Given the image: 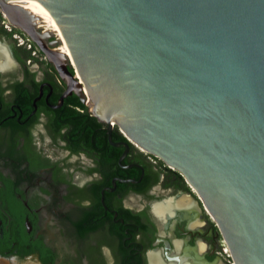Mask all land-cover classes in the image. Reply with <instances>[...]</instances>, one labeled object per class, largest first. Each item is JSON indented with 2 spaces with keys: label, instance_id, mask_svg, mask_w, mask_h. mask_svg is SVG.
I'll use <instances>...</instances> for the list:
<instances>
[{
  "label": "water",
  "instance_id": "95a60500",
  "mask_svg": "<svg viewBox=\"0 0 264 264\" xmlns=\"http://www.w3.org/2000/svg\"><path fill=\"white\" fill-rule=\"evenodd\" d=\"M0 12L66 81L63 98L118 129L122 158L132 145L182 176L233 264H264V0H0Z\"/></svg>",
  "mask_w": 264,
  "mask_h": 264
},
{
  "label": "flooded vegetation",
  "instance_id": "af4514ba",
  "mask_svg": "<svg viewBox=\"0 0 264 264\" xmlns=\"http://www.w3.org/2000/svg\"><path fill=\"white\" fill-rule=\"evenodd\" d=\"M41 56L0 12V264H225L182 176L132 145L122 158Z\"/></svg>",
  "mask_w": 264,
  "mask_h": 264
},
{
  "label": "trees",
  "instance_id": "16d2710c",
  "mask_svg": "<svg viewBox=\"0 0 264 264\" xmlns=\"http://www.w3.org/2000/svg\"><path fill=\"white\" fill-rule=\"evenodd\" d=\"M74 101L76 103V105L80 106L82 109H86V107L79 101V99L77 97L74 98ZM75 117L78 119L79 117H82V116H85L88 120L91 121L92 124H96V121L94 118H91L89 115L87 114H81L80 112H76L75 114ZM117 138L118 139H125L121 134L117 133Z\"/></svg>",
  "mask_w": 264,
  "mask_h": 264
},
{
  "label": "bare ground",
  "instance_id": "6f19581e",
  "mask_svg": "<svg viewBox=\"0 0 264 264\" xmlns=\"http://www.w3.org/2000/svg\"><path fill=\"white\" fill-rule=\"evenodd\" d=\"M60 50H61L63 53H66V54H67V52H65V50H64V48H63V46H62V43H61V48H60ZM114 128H115V126H114ZM142 152H144V151H142ZM173 206H174V207H173ZM173 208H175V205H174V203H171V204H169L168 206H165L163 211H164L166 214H169V213L173 212ZM226 251L229 253V250H228L227 246H226ZM152 264H160V263L158 262V259H157V258L153 257V258H152Z\"/></svg>",
  "mask_w": 264,
  "mask_h": 264
},
{
  "label": "built area",
  "instance_id": "2783aa9c",
  "mask_svg": "<svg viewBox=\"0 0 264 264\" xmlns=\"http://www.w3.org/2000/svg\"><path fill=\"white\" fill-rule=\"evenodd\" d=\"M44 59H45V57H44ZM219 254L222 255V256L225 255L227 257V259H228L227 262L229 264H233L232 260H231V258L229 256V253L226 251V244H225V242L223 241L222 238L219 239Z\"/></svg>",
  "mask_w": 264,
  "mask_h": 264
},
{
  "label": "rangeland",
  "instance_id": "374dc122",
  "mask_svg": "<svg viewBox=\"0 0 264 264\" xmlns=\"http://www.w3.org/2000/svg\"><path fill=\"white\" fill-rule=\"evenodd\" d=\"M42 57H44V56H41V58H42ZM156 162H157V164H161V163H160L159 161H157V160H156ZM227 260H228L227 257H226L225 255H223V256H222V261H223L225 264H228Z\"/></svg>",
  "mask_w": 264,
  "mask_h": 264
}]
</instances>
